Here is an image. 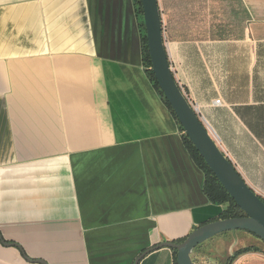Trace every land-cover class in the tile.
I'll return each mask as SVG.
<instances>
[{
  "label": "crops",
  "instance_id": "crops-1",
  "mask_svg": "<svg viewBox=\"0 0 264 264\" xmlns=\"http://www.w3.org/2000/svg\"><path fill=\"white\" fill-rule=\"evenodd\" d=\"M159 3L177 81L264 198V0ZM141 21L134 0H0V234L17 244L0 264H133L224 208L146 73Z\"/></svg>",
  "mask_w": 264,
  "mask_h": 264
},
{
  "label": "water",
  "instance_id": "water-1",
  "mask_svg": "<svg viewBox=\"0 0 264 264\" xmlns=\"http://www.w3.org/2000/svg\"><path fill=\"white\" fill-rule=\"evenodd\" d=\"M144 23L153 71L164 96L171 104L178 120L192 143L208 166L217 176L236 203L244 211L240 217L218 219L197 226L182 242L164 241L143 251L133 264L151 250L169 247L176 249L178 264H195L193 250L200 244L222 233L243 230L254 234L264 242V200L249 186L234 163L208 131L197 111L193 108L185 91L177 81L167 51L164 26L159 0H142ZM0 240L7 246L17 245L8 242L0 234ZM44 263L42 260H31Z\"/></svg>",
  "mask_w": 264,
  "mask_h": 264
},
{
  "label": "trees",
  "instance_id": "trees-1",
  "mask_svg": "<svg viewBox=\"0 0 264 264\" xmlns=\"http://www.w3.org/2000/svg\"><path fill=\"white\" fill-rule=\"evenodd\" d=\"M135 1V7L138 15L142 19L140 22V27H141V37H142V44H143V64L145 66L146 73L153 83L155 89L161 96L163 102L166 104L168 109L170 110L171 114L174 116L176 121L178 122L180 132L182 134V138L184 141V144L191 154L192 158L196 162V164L201 168L205 174V184H204V192L206 196L209 198V200L219 206H224V208L221 210L219 213L218 217H216L214 220L218 219H226V218H233V217H240L244 216L245 213L244 211L240 208V206L236 203L234 198L229 194V192L226 190V188L221 184V182L218 180L217 176L214 174V172L211 170V168L208 166L204 158L201 156L195 145L192 143L188 135L185 133L184 128L180 124L178 117L176 113L174 112L171 104L169 101L166 99L164 96L163 91L161 90L158 80L155 76V73L152 69L153 64L150 56V51L148 47V40L146 36V27L143 19V5H142V0H134ZM264 200V198H263ZM206 223V222H205ZM186 237L180 238L177 240H173L175 242H182L185 240ZM1 241V240H0ZM203 244L198 245L192 252V258L195 264L198 263V258L196 253L198 250L202 247ZM174 253V264H178L177 260V250L173 249ZM249 252H255V253H263L262 250L256 246V245H251L247 247L240 248L236 250L232 255H230L225 264H234V262L241 256Z\"/></svg>",
  "mask_w": 264,
  "mask_h": 264
},
{
  "label": "rangeland",
  "instance_id": "rangeland-1",
  "mask_svg": "<svg viewBox=\"0 0 264 264\" xmlns=\"http://www.w3.org/2000/svg\"><path fill=\"white\" fill-rule=\"evenodd\" d=\"M144 19V15H143ZM227 234V235H225ZM230 232L222 233L203 243L202 247L196 253L199 264H225L227 258L233 253L234 248L231 245L232 238ZM220 236V237H219ZM256 246L263 253H257L256 262L252 264H264V242L256 237Z\"/></svg>",
  "mask_w": 264,
  "mask_h": 264
},
{
  "label": "built area",
  "instance_id": "built-area-1",
  "mask_svg": "<svg viewBox=\"0 0 264 264\" xmlns=\"http://www.w3.org/2000/svg\"><path fill=\"white\" fill-rule=\"evenodd\" d=\"M186 93V92H185ZM187 95V94H186ZM188 97V95H187ZM189 98V97H188ZM190 100V98H189ZM193 108L197 111V113L199 114L201 120L205 123V125L208 128V131L210 132V134L212 135V137L216 140V142L219 144L220 143V138L218 136V134L216 133L215 129L207 122L206 118L202 115L201 110H200V105L196 102H193L192 100H190ZM216 104H221V100H217L215 102Z\"/></svg>",
  "mask_w": 264,
  "mask_h": 264
}]
</instances>
